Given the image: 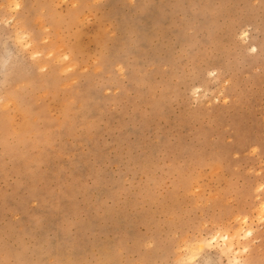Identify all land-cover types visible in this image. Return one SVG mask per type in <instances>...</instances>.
<instances>
[{
  "label": "rangeland",
  "instance_id": "obj_1",
  "mask_svg": "<svg viewBox=\"0 0 264 264\" xmlns=\"http://www.w3.org/2000/svg\"><path fill=\"white\" fill-rule=\"evenodd\" d=\"M0 264H264V0H0Z\"/></svg>",
  "mask_w": 264,
  "mask_h": 264
},
{
  "label": "bare ground",
  "instance_id": "obj_2",
  "mask_svg": "<svg viewBox=\"0 0 264 264\" xmlns=\"http://www.w3.org/2000/svg\"><path fill=\"white\" fill-rule=\"evenodd\" d=\"M213 238H216V236L215 237H212V239ZM222 241H223V243H222V247H221V249H231L232 248V242L231 241H227L226 240V236H223L222 237ZM205 242H207V240H206V238L205 239H202L201 240V242L199 243L200 244V246L203 244V243H205Z\"/></svg>",
  "mask_w": 264,
  "mask_h": 264
}]
</instances>
